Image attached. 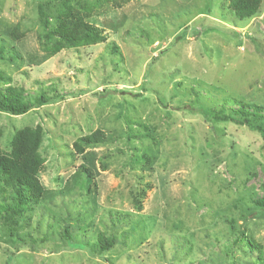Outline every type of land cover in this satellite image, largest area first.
<instances>
[{"label": "rangeland", "instance_id": "rangeland-1", "mask_svg": "<svg viewBox=\"0 0 264 264\" xmlns=\"http://www.w3.org/2000/svg\"><path fill=\"white\" fill-rule=\"evenodd\" d=\"M42 3L106 40L50 56ZM0 45V93L33 105L0 111V148L40 127L44 160L43 197L12 224L0 188V264H256L229 246L245 232L264 254V142L216 117L264 115V0L242 19L231 0H0Z\"/></svg>", "mask_w": 264, "mask_h": 264}, {"label": "trees", "instance_id": "trees-1", "mask_svg": "<svg viewBox=\"0 0 264 264\" xmlns=\"http://www.w3.org/2000/svg\"><path fill=\"white\" fill-rule=\"evenodd\" d=\"M124 1L128 3L130 0ZM260 4L261 0H231V7L241 19L253 17L257 13ZM118 5L120 6L119 3ZM39 10L44 32L41 35V39L46 52L50 56L58 54L64 49L95 45L106 40V36L103 35L99 28L86 21L85 11L83 10L68 7L55 17L53 25L43 3L40 5ZM86 10L89 11V9ZM45 40L51 42V44L47 45ZM5 50V45H0V53L2 54ZM25 99L26 97L18 93L17 90L10 89L1 92L0 111L15 116L24 115L33 106ZM33 99L38 105L44 104L43 99L40 97ZM235 112L238 117L218 116L216 119L230 120L241 126H247L250 130L259 133L264 142V115L259 113V108L250 105H240ZM103 135L102 131H98L84 140L88 144H95L102 140ZM42 143L43 131L40 127L25 128L15 135L10 153H5L0 148V188L4 193L7 190L11 192L10 203L7 204L6 208L3 207V211L7 213L6 220L8 223L12 224L15 222V218L21 216L30 204L41 200L43 197L44 187L39 179V174L44 170V160L40 153ZM254 203L264 208V198L259 201L255 200ZM256 212L260 214L264 213V210L257 208ZM245 234V232H242L236 237L233 244L229 246V250L233 246L238 247L240 245L249 253L257 249L259 254L255 263L264 264L263 248L257 241L250 238L246 239ZM100 240V253L109 251L115 244L113 238L102 237Z\"/></svg>", "mask_w": 264, "mask_h": 264}]
</instances>
